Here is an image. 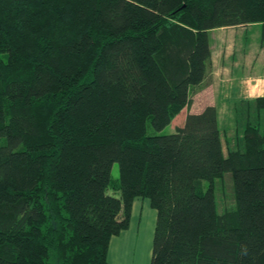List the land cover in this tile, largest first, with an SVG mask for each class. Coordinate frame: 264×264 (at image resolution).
<instances>
[{"label":"trees","instance_id":"trees-1","mask_svg":"<svg viewBox=\"0 0 264 264\" xmlns=\"http://www.w3.org/2000/svg\"><path fill=\"white\" fill-rule=\"evenodd\" d=\"M253 25L264 0H0V264H110L136 199L150 264H264V97L234 104L227 154L214 107L161 134L208 84L209 32Z\"/></svg>","mask_w":264,"mask_h":264},{"label":"crops","instance_id":"crops-1","mask_svg":"<svg viewBox=\"0 0 264 264\" xmlns=\"http://www.w3.org/2000/svg\"><path fill=\"white\" fill-rule=\"evenodd\" d=\"M246 27L222 28L209 32V38L213 33L216 35V37H213L216 39V42L212 41V43H210L211 64L209 68L208 84L203 90L198 91L192 96L191 105L189 108L183 110L186 111L187 114H200L209 106L216 108L217 113H219V107L222 105L230 106L232 103L235 104L240 100H251L264 97V74L253 73L252 71V64L254 63L264 68V58H262L260 54H257L253 60L254 62L251 61V63H249V54L246 53L252 44L248 41H242V43L240 42L239 44L219 41L222 38L217 35V33L219 34L220 32L223 33L228 31L234 33L238 30H241V34H243ZM233 50H241V54L238 55L236 51L233 52ZM146 206L147 201L145 200L134 201L128 230H130L133 220H136V218V224L140 225L142 210L143 207ZM124 234L125 235L121 234L122 237L119 235L118 237L112 238L110 241L107 254V260L110 264H128V262L123 260L124 251H134L135 245L140 239L139 236H134L133 238V236L129 235L127 232ZM132 234L134 235V233ZM134 253H136V251H134ZM135 264H147L146 257L142 256V252L139 261Z\"/></svg>","mask_w":264,"mask_h":264},{"label":"rangeland","instance_id":"rangeland-1","mask_svg":"<svg viewBox=\"0 0 264 264\" xmlns=\"http://www.w3.org/2000/svg\"><path fill=\"white\" fill-rule=\"evenodd\" d=\"M217 35H219V37L222 38L219 41H225L236 44H239L240 42L242 43V41L245 42L248 41L250 44H252V46H250L249 50L246 53L249 54L248 55L249 63H251V61L254 62L253 60L255 58V55L257 54H260V56L264 58V42L261 43L260 41L259 25L246 27V30L243 32V34H241V30H238L235 31L234 33L228 31L223 33L220 32L219 34L217 33ZM214 36L216 37L214 33L210 35V43H212V41L216 42V39L213 38ZM234 51H236L238 55L241 54L240 53L241 50H233V52ZM252 71L253 73H258V74L261 73L262 75L264 74L263 66L259 67L257 63L252 64ZM233 104L234 103L230 105L231 107L226 105L220 106L218 113V120L221 130L222 143H223V151L225 154H227L228 145L232 146V144L235 143L234 141L236 139L238 140L241 137V130H239L237 126L236 116L233 113V109H234L232 107ZM186 115H187L186 111L181 112L177 117H175L172 120L171 124L168 125L161 132V134L168 135L174 133L177 127H180L184 124ZM111 175L113 179L117 178L118 176L117 164L113 165ZM213 185L216 193V199H217L219 211L221 212L225 209H229L233 204L231 175L226 174L222 178L215 180ZM136 200H141V199H136ZM145 201H147V206L143 207L141 219H140L141 221L140 225L136 224L137 223V218H136V220H133V224L130 230L121 233L122 235H125L124 233L127 232L129 233V235L133 236V238L134 236H139L140 238L138 243L135 245L134 251H136V253H134L133 250H129V252L124 251L123 260L128 262V264L137 263L139 261L141 252H142V256L146 257L147 264H149L150 262L156 213L155 210H153L149 206L148 200ZM149 220H150V224H149ZM132 233H134V235ZM122 235L120 237H122Z\"/></svg>","mask_w":264,"mask_h":264}]
</instances>
